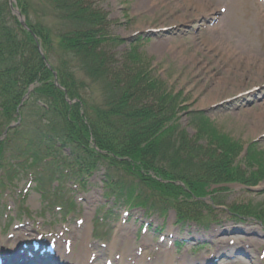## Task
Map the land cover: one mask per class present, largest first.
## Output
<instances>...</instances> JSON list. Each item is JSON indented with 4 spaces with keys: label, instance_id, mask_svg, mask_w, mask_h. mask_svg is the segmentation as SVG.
Instances as JSON below:
<instances>
[{
    "label": "rangeland",
    "instance_id": "rangeland-1",
    "mask_svg": "<svg viewBox=\"0 0 264 264\" xmlns=\"http://www.w3.org/2000/svg\"><path fill=\"white\" fill-rule=\"evenodd\" d=\"M25 1L30 6L31 18L35 19L44 0ZM90 1L110 15L114 36L126 40L123 45H117L118 51H138L152 75L170 93L179 96L182 104L178 120L169 134L172 145H176L174 152L177 148L181 151L178 126L186 130V137L195 146H202L204 152L222 155L226 150L227 155L220 158L221 168L217 173L220 177L210 180L214 184L220 180L229 184L218 196V199L222 197L225 207L216 209L209 217V206L213 204L209 200L211 195L203 196V199L210 197L207 201L181 196L184 206H195V219L181 214L180 207L178 213L168 210L167 217L159 213L148 215L142 209L129 207L126 197L116 198L109 193L104 166L92 176L86 175L84 180L70 172L69 175H78L80 180L68 176L67 180L59 181L63 183L49 181V171L34 170L41 173V177L48 176L41 189L33 176L22 173L9 184L12 186L0 189V241H3L0 248L14 250L22 243L18 240L4 245L18 231L30 242L40 233L62 236L69 230L63 238L72 241L74 253L66 252L64 242L57 247L58 254L70 257L68 264H105L107 259L114 264H134L137 260L140 264H173L176 258L192 264L199 256H209V264H264V225L250 218L237 219L226 210L237 207L264 221V70L259 72L264 68L257 65L264 60H256L257 64H250L248 68L245 62L232 66L233 61L221 49L216 45L210 48L215 41L210 40L211 36L227 39L225 34H228L236 41L241 39L243 44L249 39L243 47L264 59V5L260 0H232L231 8L239 10L230 11L231 0H219V5L218 0H206L210 13L205 14L187 0ZM220 7H226L228 12L219 15ZM213 10H216L214 18L209 16ZM217 24L225 25V34L215 30ZM249 25H252L251 31ZM239 48L242 50V46ZM98 94L96 91L95 95ZM180 156L164 152L161 158L170 170L187 171L178 166ZM128 173L131 172H113L124 194L134 193L141 185L136 173ZM202 174L200 171L199 175ZM187 191H180V195L198 196L189 188ZM60 206L65 208L61 211L57 208ZM180 215L190 222L179 224L176 219ZM98 217H104V222L97 223ZM81 219L83 225L78 224ZM19 223L25 228L17 231ZM219 240L234 248L228 247L232 252L217 253L215 242Z\"/></svg>",
    "mask_w": 264,
    "mask_h": 264
},
{
    "label": "trees",
    "instance_id": "trees-1",
    "mask_svg": "<svg viewBox=\"0 0 264 264\" xmlns=\"http://www.w3.org/2000/svg\"><path fill=\"white\" fill-rule=\"evenodd\" d=\"M18 4L30 31L12 16L8 0L0 4V136L20 112L22 123L6 141L19 155L26 149L38 164L59 159L69 150L68 160L83 168L105 161L112 166L121 163L163 195L167 188L182 192L175 184L180 180L204 192L210 180L220 177V158L226 150L222 155L204 152L181 126V151L174 152L169 134L178 120L179 96L152 75L138 51L115 49L122 42L113 36L109 14L101 6L90 0H44L33 19L29 4ZM27 138L32 142L25 148ZM164 152L181 154L178 166L187 171L170 170L161 158ZM151 172L169 180L168 185L147 178Z\"/></svg>",
    "mask_w": 264,
    "mask_h": 264
},
{
    "label": "bare ground",
    "instance_id": "bare-ground-1",
    "mask_svg": "<svg viewBox=\"0 0 264 264\" xmlns=\"http://www.w3.org/2000/svg\"><path fill=\"white\" fill-rule=\"evenodd\" d=\"M154 1V0H153ZM189 3H192L196 10L199 12V10L201 11V13H205V14H208L210 13L208 11V5H207V2L205 0H187ZM217 3H219V1H217ZM232 5H233V2H232ZM231 10H234V11H238L239 9H236L235 7L232 8ZM216 10H213L211 11V15L209 16H212V17H215L216 15ZM249 28L251 29L252 28V25H249ZM224 28H217V32H221ZM223 34H225L223 31L221 32ZM225 37H227V40L223 39V38H217V37H212L211 36V39H215V41L213 43H211V49L213 47H216L221 49L223 51V53L230 59L232 60L233 62L231 63L232 66H240L241 62H245L247 68L250 66V64H257L256 60H260V61H263L264 59H262L259 55V53L257 54H250L249 51L250 49L248 47H243L244 43L243 44V41L240 39L239 41H236L234 40L233 38H231L230 36H228V34H225ZM239 45L242 46V50L239 48ZM248 55V56H247ZM258 66H260L261 68H264V63L262 64V62H260V64H257ZM264 69H259V72L262 73ZM240 85H242V83H240ZM87 233V230L85 229V235ZM124 239V238H123ZM18 240L20 241H26L28 240L27 238H24V237H21L20 235V232H18L14 239L13 240H9V241H5V245H10L11 243H14V242H17ZM221 244V242H220ZM223 244V242H222ZM29 251H33V247H30L29 248ZM73 249H72V252L71 254H73ZM81 254V253H80ZM60 255V260L65 262L69 259V257H63L62 254H59ZM84 256V254H81V257ZM203 259L200 258L198 259V262H201Z\"/></svg>",
    "mask_w": 264,
    "mask_h": 264
},
{
    "label": "water",
    "instance_id": "water-1",
    "mask_svg": "<svg viewBox=\"0 0 264 264\" xmlns=\"http://www.w3.org/2000/svg\"><path fill=\"white\" fill-rule=\"evenodd\" d=\"M22 22H23V24H24V21H23V19H22ZM25 25V24H24Z\"/></svg>",
    "mask_w": 264,
    "mask_h": 264
}]
</instances>
